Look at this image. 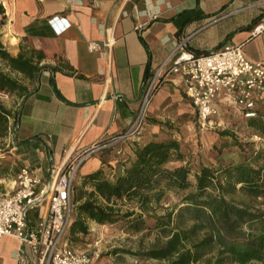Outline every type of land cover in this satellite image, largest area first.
Segmentation results:
<instances>
[{
	"label": "crops",
	"instance_id": "0c3cea01",
	"mask_svg": "<svg viewBox=\"0 0 264 264\" xmlns=\"http://www.w3.org/2000/svg\"><path fill=\"white\" fill-rule=\"evenodd\" d=\"M3 37L17 55L22 46L45 54L48 69L30 83L31 94L0 93V103L16 115L10 119L8 154L14 165L1 172L0 182L30 165L49 184L69 158L106 143L133 123L143 101L146 69L157 73L180 47L211 53L229 43H243L247 58L264 59V32L251 36L264 18V0H3ZM193 11L196 16L178 26L171 20ZM114 38L111 47L92 51L93 41ZM153 77V76H152ZM264 109V100L261 103ZM226 109L223 113H226ZM196 112L185 97L181 81L168 76L160 84L150 116L191 117ZM229 113V111H228ZM168 114V115H167ZM158 123H147L142 139L124 140L99 149L79 169L84 176L99 168L114 176L134 158V146L156 137ZM121 150L119 154L117 150ZM18 169V170H17ZM75 204V203H74ZM48 195L35 208L32 225L47 213ZM29 247L15 236L0 238V264H18L17 254Z\"/></svg>",
	"mask_w": 264,
	"mask_h": 264
},
{
	"label": "trees",
	"instance_id": "16d2710c",
	"mask_svg": "<svg viewBox=\"0 0 264 264\" xmlns=\"http://www.w3.org/2000/svg\"><path fill=\"white\" fill-rule=\"evenodd\" d=\"M195 13L186 11L171 19L178 26V35ZM44 58L42 51L25 50V46L14 55L0 39V93L20 98L31 94L34 89L25 79L32 83L43 71L56 70L41 64ZM152 76L148 66L145 87ZM12 117L16 118L13 111L0 103V139L8 136ZM247 125L264 138V109ZM221 135L233 133L223 130ZM133 150L131 163L114 176L99 168L79 181L74 179L71 241L87 236L91 222L121 223L141 231L150 227L148 220L155 216L154 226L166 233V240L145 252L148 258L167 264H264V212H254L229 197L239 191L255 199L264 198V147L242 160L219 164L200 160L195 165L187 159L177 138L151 139L136 144ZM2 170L9 168L2 165ZM171 191L182 194L180 209L193 214L195 223L189 228L174 225V210L155 215L156 207ZM34 215L37 217V211ZM199 229H206V233L196 238ZM216 247V253L210 255Z\"/></svg>",
	"mask_w": 264,
	"mask_h": 264
},
{
	"label": "built area",
	"instance_id": "2783aa9c",
	"mask_svg": "<svg viewBox=\"0 0 264 264\" xmlns=\"http://www.w3.org/2000/svg\"><path fill=\"white\" fill-rule=\"evenodd\" d=\"M264 32V18L257 22L251 36ZM114 38L93 41L92 51L111 47ZM243 43H229L206 54L180 47L169 62L162 65L146 85L143 101L132 125L106 143L94 145L84 155L69 158L53 174L49 184L39 172L25 165L18 173L15 188L0 195V238L15 236L29 247L17 254L18 264H92L91 255L70 245L68 229L72 221L74 179L81 163L93 152L124 140L143 137L147 112L161 79L176 75L185 97L192 103L203 127L214 128L223 110L232 109L246 121L260 114L264 100V59L253 62L245 54ZM230 112V111H229ZM119 154L122 151L117 150ZM48 195L47 213L32 225L28 213Z\"/></svg>",
	"mask_w": 264,
	"mask_h": 264
},
{
	"label": "rangeland",
	"instance_id": "374dc122",
	"mask_svg": "<svg viewBox=\"0 0 264 264\" xmlns=\"http://www.w3.org/2000/svg\"><path fill=\"white\" fill-rule=\"evenodd\" d=\"M5 4L0 0V39L7 37L4 35L6 19L4 16ZM3 43L4 40H2ZM6 45V44H5ZM164 80L161 79L160 84ZM159 84V86H160ZM148 108L147 123H158V132L156 137L151 139L177 138L187 155V159L195 165L198 161L203 160L209 164H219L220 162L238 161L248 158L254 151L264 147V138L258 135L246 120L241 118L237 113L230 109L229 113H223L218 117V125L214 128L203 127L199 123L198 113L193 112L191 117L188 114L185 117H165L156 118L150 116V108L156 97L158 88ZM168 115V114H167ZM229 130L232 135L223 136L221 131ZM11 130L7 137L0 139V164L9 169L14 165L13 159L3 158L8 154L11 148ZM142 139V138H141ZM149 139V140H151ZM148 141V140H147ZM146 141V142H147ZM0 165V170L2 168ZM171 165H175L174 163ZM3 171V170H2ZM0 171V178L1 172ZM108 173L111 172L107 168ZM82 177L77 172L75 177L79 181ZM12 177H5L0 182V195L9 191ZM182 194L177 191H171L169 195L156 207L155 215H163L168 210H174V225L179 228H189L195 223L193 214L190 210H181L179 203ZM236 202L247 205L254 212H264V198L255 199L243 192H236L229 195ZM180 205V206H179ZM35 209L29 211V218L34 221ZM74 209L72 211V217ZM147 229L141 231L132 230L121 223L118 224H99L90 223V233L87 236L80 237L73 242L70 239V227L67 237L70 245L79 250L87 251L92 259V264H167L165 260L148 258L144 253L148 250L163 245L166 240V233L155 228V216L149 218ZM246 228V227H245ZM206 229H199L198 236H204ZM217 247L213 250L214 255Z\"/></svg>",
	"mask_w": 264,
	"mask_h": 264
}]
</instances>
